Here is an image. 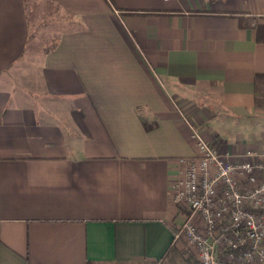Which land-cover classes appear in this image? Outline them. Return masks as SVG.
Instances as JSON below:
<instances>
[{
	"label": "crops",
	"instance_id": "0c3cea01",
	"mask_svg": "<svg viewBox=\"0 0 264 264\" xmlns=\"http://www.w3.org/2000/svg\"><path fill=\"white\" fill-rule=\"evenodd\" d=\"M259 28L264 0H0V264H200L175 103L219 151L263 149Z\"/></svg>",
	"mask_w": 264,
	"mask_h": 264
},
{
	"label": "built area",
	"instance_id": "2783aa9c",
	"mask_svg": "<svg viewBox=\"0 0 264 264\" xmlns=\"http://www.w3.org/2000/svg\"><path fill=\"white\" fill-rule=\"evenodd\" d=\"M175 105L197 146L171 185L173 203L187 209L175 240L200 264H264V148L219 151Z\"/></svg>",
	"mask_w": 264,
	"mask_h": 264
},
{
	"label": "rangeland",
	"instance_id": "374dc122",
	"mask_svg": "<svg viewBox=\"0 0 264 264\" xmlns=\"http://www.w3.org/2000/svg\"><path fill=\"white\" fill-rule=\"evenodd\" d=\"M39 23L40 21H38V24ZM52 39L53 36L49 35L43 30L42 31L38 30L37 35L31 37L27 54L23 60L25 63L21 67L27 70L30 67V65H33L35 61L40 60L39 55L49 50L51 46L53 47L54 41L52 42ZM177 242L182 244L183 248H182L181 257L184 260H191L193 258H196L195 255L192 254L187 255L186 243L184 240L180 239Z\"/></svg>",
	"mask_w": 264,
	"mask_h": 264
},
{
	"label": "trees",
	"instance_id": "16d2710c",
	"mask_svg": "<svg viewBox=\"0 0 264 264\" xmlns=\"http://www.w3.org/2000/svg\"><path fill=\"white\" fill-rule=\"evenodd\" d=\"M257 40L259 42H264V31L262 28L258 29ZM262 80H264V75H258L256 78V83H258L259 81H262Z\"/></svg>",
	"mask_w": 264,
	"mask_h": 264
}]
</instances>
